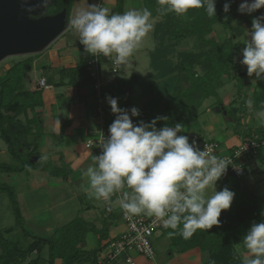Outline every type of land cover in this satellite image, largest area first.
I'll return each instance as SVG.
<instances>
[{"label":"trees","instance_id":"trees-1","mask_svg":"<svg viewBox=\"0 0 264 264\" xmlns=\"http://www.w3.org/2000/svg\"><path fill=\"white\" fill-rule=\"evenodd\" d=\"M143 1L144 8L149 9L154 16L159 18L154 25L153 35L158 47L151 51L152 66L156 70L157 87L153 81H141L139 78L118 79L116 78L105 87L103 101L111 113L109 125L115 120L116 114L111 112V107L105 97L111 95L119 97L118 105L129 109L132 106L131 95L138 91L139 86L144 90L147 104L140 111L139 117H133L134 124L140 120L150 122L157 115L167 116L168 121H158L156 127L159 129L165 124L174 127L176 123H182L191 116L197 118V111L204 102L215 97L216 104L224 107L229 116H232L238 126H235L236 133L239 131L241 117L238 115V108L233 104L226 106L219 97V89L225 86L226 79L232 77L234 70H241L239 57L242 53L243 44L237 40L239 35L234 23L237 20L249 23L246 14H241L238 9V0H231V8L228 13L223 12L225 0H216V17L209 18L203 8L189 9L184 16H177L175 13H160V5L157 0ZM74 0H52L46 8L44 16L54 15L62 10L67 11L69 21ZM125 0H116V7L111 13H122ZM262 9V8H261ZM261 9L257 10L259 13ZM110 13V14H111ZM221 25L226 37L220 40L213 34L214 27ZM189 43L187 50L179 48ZM36 56V55H35ZM35 56L22 58L7 69L4 76H0V138L9 145V150L14 161L20 164L9 162L0 163L1 173L21 172L26 168H34L33 163L38 152V144L33 146L31 136L38 132L43 124L37 108L44 105L43 88L35 91L22 90V84L27 72L33 69ZM88 57L81 50L80 60L73 68L63 70L70 76L69 84L78 85V78L82 74L90 75L87 71ZM239 78V76H237ZM91 79V78H90ZM154 79V77H153ZM93 81V79H91ZM94 83V82H93ZM132 86L131 93L127 89ZM155 88H157L155 90ZM253 106L257 110L264 108V84L261 82L253 95ZM30 113L33 115L31 116ZM22 116L24 119H22ZM189 125V118H188ZM67 122L62 124L61 135H63ZM190 127L177 135H187ZM253 133L264 135V125L257 129H251L243 136H251ZM204 137H200L202 139ZM31 147H33L31 149ZM31 149L28 153L25 150ZM258 159L264 163V152L259 149ZM37 162V163H38ZM52 174H63L68 177V172L62 168H56ZM0 192L9 195L16 215V225L20 227L25 236L32 241L27 249H22L18 242L4 241L0 239L2 253L0 264H26L28 256L36 252L28 264H42L48 259L49 264H84L91 260L97 264L99 253L108 245L103 244V238L107 237V230L104 228L100 238V244L96 248L84 250L86 234L95 227L89 225L80 216L70 223L58 228L52 236L45 237L32 233L26 227L15 190L7 184H0ZM81 202H85L83 194L80 195ZM264 196H254L250 201L238 203L235 208L226 210L221 216L220 224L214 225L209 230H197L190 239H184L180 235L170 237L172 240V252H186L198 248L202 254L201 264H243L242 252L248 251L243 243V238L253 223L264 221ZM182 227V225H181ZM11 230V229H10ZM7 230V232H10ZM172 229L163 230L168 235ZM49 247V257L42 258L44 248Z\"/></svg>","mask_w":264,"mask_h":264},{"label":"clouds","instance_id":"clouds-1","mask_svg":"<svg viewBox=\"0 0 264 264\" xmlns=\"http://www.w3.org/2000/svg\"><path fill=\"white\" fill-rule=\"evenodd\" d=\"M157 3L161 14L184 16L189 9L200 8L209 18L217 14L216 0H157ZM89 7L92 10L75 11L71 27L79 33V42L88 53L104 56L115 53L116 65L128 63L154 30L152 12L147 8L110 14L108 7ZM230 8L231 0H225L223 12L228 13ZM261 8L264 0H242L237 10L252 14ZM249 34L251 38L244 41L243 59L239 63L247 66L248 77L255 74L256 80L252 82H257L264 80V13L253 17ZM105 99L116 118L108 128L102 154L94 158L97 167L87 169L95 198L107 200L126 185L132 198L129 201L126 194L120 202L125 215L143 212L154 216L162 220L163 228L173 230L168 232L169 237L180 235L190 239L198 229L209 230L219 225L221 212L230 209L235 192L227 186L217 191V182L226 175L229 165L237 171L240 167L208 149L200 150L195 139L189 143L187 135H177L184 131L182 123L174 127L165 124L158 129L157 122L169 118L157 115L150 122L140 120L134 124L132 117L140 116L136 106L131 107L129 114L127 108L118 105L119 97L107 95ZM248 103L251 106V101ZM257 118L264 125V108ZM243 243L254 257H245L243 264H264V221L252 224Z\"/></svg>","mask_w":264,"mask_h":264},{"label":"crops","instance_id":"crops-1","mask_svg":"<svg viewBox=\"0 0 264 264\" xmlns=\"http://www.w3.org/2000/svg\"><path fill=\"white\" fill-rule=\"evenodd\" d=\"M109 2L110 5L105 6L103 0H99V2H97V7H108L111 13L116 7V0H109ZM241 2L242 0H238V7ZM132 8L143 9V1L125 0L124 11ZM260 13H264V8H262L259 13L254 12L252 14H246L249 23L243 22L242 20H237L234 23L235 27H240V29L237 30V34L239 35L237 40L243 44L239 61L243 59L244 41L251 38L250 34L247 35V33H250L252 19ZM70 18L72 19V15ZM152 19L155 25L157 17L152 14ZM49 48L50 47H47L39 53L34 61L33 67L35 73L49 69L53 71L56 67L60 68V73H54L49 76L45 74L38 76V78L45 77L47 83L51 86L48 89L43 88L44 105L38 108L37 111L41 118H43L42 127L44 129L43 141L41 143H36L38 144V149L40 148V151L37 150L40 154V160L48 157V160H46L48 165L46 168L44 167L45 169L41 168L37 163L39 160L38 156L34 157V159L37 158V161L33 162L36 164L37 168L34 167L31 169V173L28 174V187L25 188V186H23L25 189L23 197L27 209L24 219L25 222L33 221V224L39 226L38 230H41V233L44 232L46 235L45 237H49L52 236L58 228L67 225L76 217L80 216L89 225L95 227L94 230H89L86 234L83 249L89 251L99 246L100 238L103 233L101 231L102 229L105 228L107 230V237L102 240L103 244L108 243L125 232L127 225L121 216L122 209L120 208V202L125 198L126 194L130 201L132 198V191L124 185L119 191L114 192L107 200L103 198L97 200L95 198V190L92 189L89 184L87 169L89 167H97L94 158L101 155L103 150L99 147L98 142L93 147H87L86 143L88 139L95 136L91 131L95 134L97 133L93 126L97 124V126L100 127V114L98 111L100 106L104 107L103 117L108 127L110 126V114H107L108 107L103 101V96L101 101L96 97L93 90V81L88 78L87 74L80 75L78 78V85L73 86L69 84V74L66 72L62 73L63 70L73 68L77 65L80 60L81 50L85 53L86 57L89 55L84 45L79 42V35L77 36L76 44L73 46V53L61 55L60 52L62 50L65 51V48L60 49L57 47L50 50ZM103 57L106 59V56L103 55ZM240 66L243 71L239 72L238 70H234L232 77L229 79V81L235 80L239 83L237 88L238 95L229 103V105L233 104L234 107L238 108V115L241 117L238 128L239 131L236 133L235 126H238L237 122L232 116L227 114L224 107L216 104V100L213 101L212 105L208 104L207 99L202 108L198 110V113L200 112L204 119L202 123H199L197 122L198 117L195 118V127L193 128L195 134H191V136L188 134L189 143H192L193 139L196 140L198 137H204L211 140H218L221 142L223 148L228 149L238 145L246 132L262 126L257 118V113L260 110H257L253 106L252 98L259 84L261 82L264 84V80L252 82L256 80L255 74H253L251 78L248 77L247 66L242 64H240ZM62 67L65 68L62 69ZM109 71L111 72V63ZM237 76H239V78ZM110 78H107V80L103 79V81L110 84L116 79L115 75ZM52 79L54 83L50 82ZM240 84L243 85L241 86ZM56 87L63 90L58 92ZM39 88V84L36 89H25L23 84L21 87L22 90L30 91H35ZM134 95L135 97L132 98V106L135 104L141 111L147 104V98L141 86H139L138 91L135 92ZM91 99H95V102L97 101L96 109L93 110L92 115L87 111L89 110L88 105L84 106L83 104V102H89ZM220 99L222 103L225 104L223 99ZM249 101H251V106L248 103ZM130 108L128 110H130ZM190 117L191 116L187 117V120L189 118V122L192 123ZM207 119H210L212 122L209 123L211 126L209 130L202 125ZM187 120L182 122L185 126L184 131L188 128ZM66 122L67 127L63 135H61L62 124ZM228 130H232L233 135H229ZM207 134H210L211 137ZM84 135L86 136L85 139H83ZM228 138L233 139V141H228ZM35 145L33 143V146ZM32 148L33 147H31V149ZM31 149H27L25 152L28 153ZM259 161L260 159L257 160L258 164ZM55 168H62L64 171L68 172V177L65 178L62 176L63 174L55 175L50 173L53 172ZM81 194L84 196V203L80 200ZM159 236L165 237L166 240L163 241V239H161L160 241H156L154 239L157 253L156 257L154 259H148L137 252H132L131 256L135 264H201L202 254L198 248L186 252H172V240L170 237L168 235L165 236L163 232L157 233L155 236L156 239H158ZM1 247L0 245V249ZM242 257H252V254L249 251H245L242 252ZM60 262L61 261L57 260L56 264H60ZM84 264L92 263L91 260H88ZM117 264L128 263L124 260H120Z\"/></svg>","mask_w":264,"mask_h":264},{"label":"rangeland","instance_id":"rangeland-1","mask_svg":"<svg viewBox=\"0 0 264 264\" xmlns=\"http://www.w3.org/2000/svg\"><path fill=\"white\" fill-rule=\"evenodd\" d=\"M97 2H99V0H74V6H73V9L71 11L72 18H74L73 15L77 9L90 11L92 9L89 6L90 5L98 6ZM103 3L105 6L110 5L109 0H103ZM70 20H71V18L68 21V25H67V28L65 29V31L48 46V47H50L49 50L52 48L58 47L60 49L65 48V51L62 50L60 52L61 55H63V54L66 55L67 53H73V50H74L73 46L77 42V36L79 35V33L74 28L71 27ZM157 21H159V18H157ZM213 34H215L220 40H222L223 38L226 37V34H228V33H225L223 31V28L221 25H216L214 27ZM190 46L191 45L189 43H187V44L181 46L179 48V50H187L190 48ZM157 47H158V43L155 41L153 32H150L148 37L146 38L145 45L142 46L139 50H137L133 54V56H131L129 58L128 63L120 65L119 73L115 74V77L118 79H129V80H132V78L138 77L139 80H141V81H147V82L153 81V85L154 86L157 85L158 82H157V79H155V77L157 75L156 74L157 69L154 70V66L152 67V53H151V51L155 50ZM42 51H40V52H42ZM40 52L28 53V54H23V55H10V56L4 58L3 60L0 61V76H4L7 69L10 68L14 63L19 61L20 59L26 58L28 56H35V55H36L35 57H37ZM113 58H115V53L111 54L110 56H106V59H105V57H103L101 60L102 70H103V79L104 80H107V78L109 79L110 77L114 76L109 71V66H110V63H111ZM64 68L65 67H62V69H64ZM33 70H34V68H33ZM33 70H30L26 74V77H25L24 82H23V86L25 89H36L37 85L39 84V78H38L39 75L45 74V75L49 76V75H53L54 73H60L59 67L54 68L53 71L51 69H49L46 71H40V72L38 71L36 73H35V70H34V72H33ZM153 77H154V79H153ZM50 82L54 83V80L52 79V80H50ZM236 83H237V85H236ZM238 84L239 83L235 80L229 81V79H226L225 86L219 89L218 95L220 98L223 99V102L226 105L229 106V103L232 102L233 99L237 97V95H238V89H237ZM240 85L242 86L243 84H240ZM155 87H157V86H155ZM156 89L157 88H155V90ZM60 90L62 91L63 89L57 88L58 92H60ZM93 90H94V88H93ZM134 97H135V95L133 93L131 95V101H132V98H134ZM214 100H217V99L215 97L209 98L207 100L208 104L212 105ZM96 102H95V99H91V101L86 102V103L83 102L84 106L88 105L89 110H87V111L90 112V115H92L93 110L96 109ZM80 103L82 104L81 101H80ZM134 106H135V104H134ZM37 111H38V108H37ZM107 114L108 115L110 114L109 118H111L110 117L111 113L108 109H107ZM129 114H130V110H129ZM30 115L32 116L33 114L30 113ZM201 115L202 114H200V112L198 113V111H197V116H198L197 122H199V123L200 122L202 123V120L204 119L203 116H201ZM106 118H107V116H106ZM22 119H24L23 116H22ZM190 120L192 123L189 122L188 126L191 128V130L188 132V134L191 136V134H195L193 128L195 127L194 123H195L196 119L194 117H190ZM217 120H219V119H217ZM217 120H215V121H217ZM209 123H212V122L210 121V119H207V121L204 122L202 125L205 126L206 129L209 130V129H211V126L209 125ZM106 125H107V123H106ZM42 126H43V124L40 125V127L38 128V132L33 134L30 137L32 142L34 143V145L36 143H41L43 141L42 137L44 135L43 134L44 129ZM93 128H95L94 129L95 131L99 130V126H97V124L95 126H93ZM107 128H108V125H107ZM228 133H229V135H231V134L233 135L232 130H228ZM207 135L210 136V134H207ZM199 136H201V135H199ZM85 138H86V136L84 135L83 139H85ZM228 141L232 142L233 139L228 138ZM38 150L40 151V148ZM227 151L228 150L224 149V150H222L221 153L225 154V153H227ZM262 151L264 152V149H262ZM46 160H48V157L43 159V160H40L38 162V166H40L41 168H44V167L46 168L48 165ZM257 160H258V158L250 159V161L248 162V166H247V167H249L248 170L250 172L247 173L246 175H244L242 177H237L233 174H228V175H225L221 180H219L217 182V185H216L217 191L222 190V188L224 186H227L232 191L235 192V197H234L233 203L231 205V208L234 209L238 203L250 201L251 199L254 198V196H264V163L259 161V164H258ZM3 162H9V163H14V164L17 163L16 161H14V159L12 158V156L10 154L9 145L7 144V142H5L4 139L0 138V163H3ZM17 164H20V163H17ZM31 169L32 168H26L25 170H23L21 172H13L10 174L0 172V184H7L15 190L22 215L24 214L23 218H25V214H26V210H27L26 206H25V199L23 197V193L25 190L23 186H25V188L28 187V184H27L28 181L27 180H28V174L31 173ZM182 190L183 189H181V191ZM26 191H27V189H26ZM225 211L226 210H222L221 214H223ZM33 223H34L33 221H26L25 222L28 230H30L34 234H38L40 236H46L44 232L41 233V230H38L39 226L35 225ZM7 230H10V232H7ZM164 235L166 236V234H164ZM1 237H3L4 238L3 240L6 242H8L7 239L9 241L18 242V245L22 249H27L29 243L32 240L30 237L25 236L24 231L20 227H17L16 215H15L14 207L12 205V201H11L9 195H7V193H5V192H0V239H1ZM161 239H163V241L166 240L165 237H162V236L161 237L159 236L158 239H156V237H155L156 241H158V240L160 241ZM2 251H3V249L1 247L0 254L2 253ZM35 256H36V253L30 254L28 256V258L25 260L26 264H28L30 262V260ZM48 257H49V247L46 246L42 252V258L45 260ZM43 262L44 261H42V263ZM43 264H48V259Z\"/></svg>","mask_w":264,"mask_h":264},{"label":"built area","instance_id":"built-area-1","mask_svg":"<svg viewBox=\"0 0 264 264\" xmlns=\"http://www.w3.org/2000/svg\"><path fill=\"white\" fill-rule=\"evenodd\" d=\"M103 54H91L88 55L87 71L90 78L93 79V88L95 95L99 101H101L103 94L105 93V87L107 82L102 78V60ZM119 65H116L115 59L111 62V74L115 75L119 71ZM40 88L48 89L51 86L47 83L45 77H39ZM100 114L99 130L95 134L93 131L92 136L88 139L87 147H93L96 143H99V147L103 150L102 144L109 136L108 128L105 122L104 107L98 108ZM197 146L200 150H210L212 154L225 158L233 162L234 166L240 167L237 171L232 165H229L226 175L233 174L237 177H242L249 173L248 162L252 158H257L259 149H264V135L253 133L251 136L242 138V141L231 148H223L221 142L218 140H211L200 137L196 138ZM228 150L227 153L222 154V150ZM183 191V190H182ZM124 200V199H123ZM171 213H169L170 215ZM130 215V214H129ZM121 216L127 225L125 232L118 237L112 239L108 245L99 253L97 258V264H117L120 260H124L128 264H135L132 252L148 258L154 259L156 257V247L154 239L157 233L163 232L165 228L162 227V220L155 218L154 216L145 215L143 212L137 216H126L122 210ZM164 217V219H166Z\"/></svg>","mask_w":264,"mask_h":264},{"label":"water","instance_id":"water-1","mask_svg":"<svg viewBox=\"0 0 264 264\" xmlns=\"http://www.w3.org/2000/svg\"><path fill=\"white\" fill-rule=\"evenodd\" d=\"M51 3L52 0L46 4L44 0H0V61L10 55L40 52L65 31L66 9L44 16ZM131 90L129 87L127 93Z\"/></svg>","mask_w":264,"mask_h":264}]
</instances>
